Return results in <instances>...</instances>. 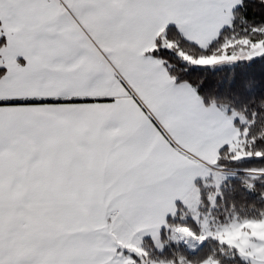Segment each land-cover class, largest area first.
<instances>
[{"label":"snow or ice","instance_id":"obj_1","mask_svg":"<svg viewBox=\"0 0 264 264\" xmlns=\"http://www.w3.org/2000/svg\"><path fill=\"white\" fill-rule=\"evenodd\" d=\"M258 61L264 0H0V264H264Z\"/></svg>","mask_w":264,"mask_h":264},{"label":"trees","instance_id":"obj_2","mask_svg":"<svg viewBox=\"0 0 264 264\" xmlns=\"http://www.w3.org/2000/svg\"><path fill=\"white\" fill-rule=\"evenodd\" d=\"M250 14L259 15V12L252 13L251 8L249 9ZM233 72H244L249 74L250 76L254 77L255 80L259 83L260 81L264 80V62H257L249 67L241 65L240 68L237 69H227L225 71H220L216 73H206L203 74L207 77L206 88L208 89H216L220 88L223 89L224 84L227 78Z\"/></svg>","mask_w":264,"mask_h":264}]
</instances>
